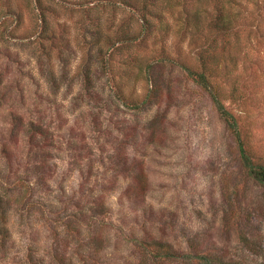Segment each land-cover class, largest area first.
I'll list each match as a JSON object with an SVG mask.
<instances>
[{"label":"rangeland","instance_id":"obj_1","mask_svg":"<svg viewBox=\"0 0 264 264\" xmlns=\"http://www.w3.org/2000/svg\"><path fill=\"white\" fill-rule=\"evenodd\" d=\"M114 2L0 0V264H148L145 235L180 253L166 264H193L191 244L264 264V181L185 73L196 47L176 18L195 1L154 7L142 37ZM243 2L215 82L264 166V0L245 1L251 32Z\"/></svg>","mask_w":264,"mask_h":264},{"label":"trees","instance_id":"obj_2","mask_svg":"<svg viewBox=\"0 0 264 264\" xmlns=\"http://www.w3.org/2000/svg\"><path fill=\"white\" fill-rule=\"evenodd\" d=\"M115 0V4L128 6L133 10V14H138L140 22L139 34L142 37L150 33L153 26L149 17L154 15L153 8L169 7L174 9L176 4L166 2V0ZM193 6L180 7L176 20L180 21L185 28L183 34L190 32V41H193L195 55L198 62L196 69L184 68L186 75L191 78L197 86L204 90L211 99L219 117L225 122L228 130L232 134L239 157L243 167L252 174L257 180L264 181V166L253 162L248 152L245 142L241 138V131L237 125L233 113L225 105L222 99V92L219 84L215 82V75L219 68H227L229 63L235 64V55L232 52L230 36L238 32L237 10L238 0H194ZM243 1V0H242ZM245 1L256 4L257 0H244L242 12L245 17L242 26L249 29V32L255 30L257 18L253 16L247 7ZM207 5H211V9ZM242 14V13H241ZM161 18V17H160ZM203 30H206L203 33ZM203 35V36H202ZM140 37V38H141ZM118 39V38H117ZM124 39V38H123ZM132 39V38H130ZM118 42L115 41L114 43ZM152 65V64H150ZM149 66V64H148ZM152 91V95L154 90ZM148 95V96H147ZM143 98V102L149 101V92ZM123 98V97H121ZM132 106L138 107L142 103L130 102ZM241 240L247 241L246 234L240 230L238 233ZM136 241L135 246L141 247L142 255L146 257L148 264H166L172 257L179 255L173 250L167 242H162L158 238L149 235L141 236ZM192 250L183 254V257L191 259L193 264H227L220 256H214L210 252L200 250L197 245L191 244ZM180 256V255H179Z\"/></svg>","mask_w":264,"mask_h":264}]
</instances>
